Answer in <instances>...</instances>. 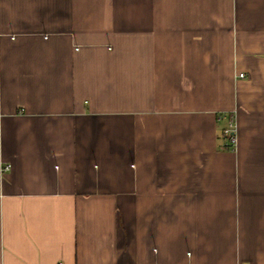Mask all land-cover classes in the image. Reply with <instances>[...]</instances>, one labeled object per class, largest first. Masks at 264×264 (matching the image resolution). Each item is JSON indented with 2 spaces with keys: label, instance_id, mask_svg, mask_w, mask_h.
<instances>
[{
  "label": "crops",
  "instance_id": "obj_1",
  "mask_svg": "<svg viewBox=\"0 0 264 264\" xmlns=\"http://www.w3.org/2000/svg\"><path fill=\"white\" fill-rule=\"evenodd\" d=\"M0 264H264V0H0Z\"/></svg>",
  "mask_w": 264,
  "mask_h": 264
},
{
  "label": "built area",
  "instance_id": "obj_2",
  "mask_svg": "<svg viewBox=\"0 0 264 264\" xmlns=\"http://www.w3.org/2000/svg\"><path fill=\"white\" fill-rule=\"evenodd\" d=\"M240 78H243V74H238ZM219 119L224 118V114H219ZM223 136L226 138L225 146L230 150H234L236 146V136L234 135V122L233 119L229 120L228 127L225 128L222 132ZM4 169H7L6 167Z\"/></svg>",
  "mask_w": 264,
  "mask_h": 264
}]
</instances>
